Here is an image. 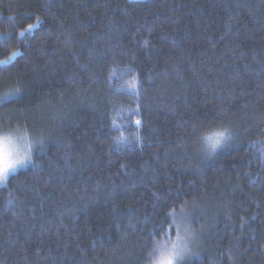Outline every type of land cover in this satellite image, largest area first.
<instances>
[{
  "label": "trees",
  "instance_id": "16d2710c",
  "mask_svg": "<svg viewBox=\"0 0 264 264\" xmlns=\"http://www.w3.org/2000/svg\"><path fill=\"white\" fill-rule=\"evenodd\" d=\"M5 96L0 264H145L185 211L184 264H264V0H0Z\"/></svg>",
  "mask_w": 264,
  "mask_h": 264
},
{
  "label": "clouds",
  "instance_id": "9594fccd",
  "mask_svg": "<svg viewBox=\"0 0 264 264\" xmlns=\"http://www.w3.org/2000/svg\"><path fill=\"white\" fill-rule=\"evenodd\" d=\"M11 139L12 133L0 132V138ZM232 130L227 126L213 127L202 131L200 145L204 155L212 157L232 140ZM39 146V142H37ZM34 163L33 155L27 147L22 151L0 150V186L7 184L8 178L23 167ZM196 232L188 222L181 236L173 242L162 243L159 236H153L151 245L145 255V264H184L185 260L194 255L193 242Z\"/></svg>",
  "mask_w": 264,
  "mask_h": 264
},
{
  "label": "rangeland",
  "instance_id": "374dc122",
  "mask_svg": "<svg viewBox=\"0 0 264 264\" xmlns=\"http://www.w3.org/2000/svg\"><path fill=\"white\" fill-rule=\"evenodd\" d=\"M28 145H29V142H27L26 140L24 141L23 139H16V138L9 139L7 137L0 138V150L2 151H11V150L22 151L25 147L28 148ZM189 216L190 215L187 214L186 211L183 215L177 216V218L174 220V225H175L174 238L168 237L164 243L173 242L178 237L181 236L182 230L185 228L186 224L190 222L188 220L190 218ZM191 227L194 229L193 224H191Z\"/></svg>",
  "mask_w": 264,
  "mask_h": 264
},
{
  "label": "snow or ice",
  "instance_id": "6c2138e0",
  "mask_svg": "<svg viewBox=\"0 0 264 264\" xmlns=\"http://www.w3.org/2000/svg\"><path fill=\"white\" fill-rule=\"evenodd\" d=\"M34 27V25H28V29H32ZM19 93V89H17L16 90V92L15 93H12V94H9V95H16V94H18ZM8 97L7 96H5V97H0V100H6ZM137 123H140L139 121H137Z\"/></svg>",
  "mask_w": 264,
  "mask_h": 264
}]
</instances>
